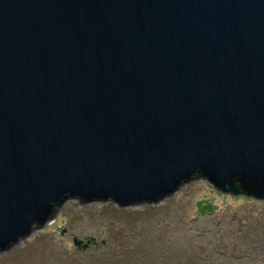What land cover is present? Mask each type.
Instances as JSON below:
<instances>
[{"label": "water", "instance_id": "1", "mask_svg": "<svg viewBox=\"0 0 264 264\" xmlns=\"http://www.w3.org/2000/svg\"><path fill=\"white\" fill-rule=\"evenodd\" d=\"M200 173L264 198V0H0V248Z\"/></svg>", "mask_w": 264, "mask_h": 264}, {"label": "rangeland", "instance_id": "2", "mask_svg": "<svg viewBox=\"0 0 264 264\" xmlns=\"http://www.w3.org/2000/svg\"><path fill=\"white\" fill-rule=\"evenodd\" d=\"M75 236L97 243L81 249ZM136 247H153L142 256L147 264H264V198L223 192L202 179L159 202L124 208L71 198L43 229L0 253V264H97Z\"/></svg>", "mask_w": 264, "mask_h": 264}, {"label": "trees", "instance_id": "3", "mask_svg": "<svg viewBox=\"0 0 264 264\" xmlns=\"http://www.w3.org/2000/svg\"><path fill=\"white\" fill-rule=\"evenodd\" d=\"M195 179H202V180H205V178L203 177V173H200L198 175H195L192 177V180H195ZM234 183H235V187L237 188V190L235 192H232L231 194H234V195H245L247 197H254V195L248 190V185L247 184H244L240 177H236L234 178ZM219 190H221L220 188H217ZM222 191V190H221ZM223 192H226V191H223ZM77 199L79 200L77 197H70V196H67L66 199H65V202L68 200V199ZM255 198V197H254ZM257 199V198H256ZM82 204H87V203H92V202H97V201H100V202H106V201H111V202H114L116 204H118L119 206L121 207H128V206H131L133 204H129V205H121L117 202H115L114 200L112 199H93L91 201H87L85 199H81L79 200ZM61 205L59 206H55L52 208L51 210V213L49 214V216L47 217V219L43 222H38L34 228H33V232L35 230H41L43 229L46 225H47V222L51 221V220H54L56 215H57V211H58V208L60 207ZM94 243V242H92ZM91 243V244H92ZM17 243H13V245H11L10 247L4 249V248H0V253H3V252H6L8 251L10 248H12L14 245H16ZM64 250H68L67 248L64 249ZM153 251V247H148L146 249L144 248H137L135 250H132V249H124L122 251L121 254V257L116 259L114 258V256L112 255H107V256H104L102 257L101 260H97L96 263L97 264H147V260H144V257L142 256H149V253ZM114 252H112L113 254ZM119 254V255H120ZM113 255H117V254H113ZM139 255V256H138ZM61 259H63V257H60ZM181 261V260H180ZM62 262V261H61ZM80 262H76V261H63L62 264H79ZM52 264H59V262H52ZM153 264H158L157 262ZM161 264H163L161 262ZM179 264H186V263H183V262H179Z\"/></svg>", "mask_w": 264, "mask_h": 264}]
</instances>
